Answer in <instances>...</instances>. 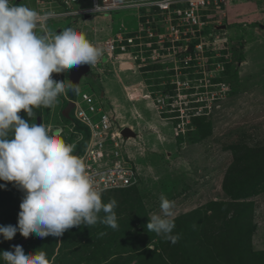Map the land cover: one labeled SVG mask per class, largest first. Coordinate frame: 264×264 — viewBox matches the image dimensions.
<instances>
[{"label": "rangeland", "instance_id": "obj_1", "mask_svg": "<svg viewBox=\"0 0 264 264\" xmlns=\"http://www.w3.org/2000/svg\"><path fill=\"white\" fill-rule=\"evenodd\" d=\"M239 2L200 10L204 30L213 23L225 24V28L212 31L210 37L201 31L199 37L192 39L193 45L197 43L200 48L190 51L180 49L181 44L184 47L188 42L186 39L175 42V46L165 43L163 49L162 39L156 35L135 50L128 46L123 51L120 47L106 51L107 41L117 30H124L122 35L127 38L137 28L138 17L130 11L113 13L106 16V21L100 20L101 15H92L88 21L83 16L50 17L46 21V26L55 32L77 28L102 47L101 60L89 65L88 74L77 83L79 90L95 94L101 108L113 115V129L120 131L121 126H130L137 133L135 139L118 142L131 159L136 178L133 185L148 209L147 220L160 213L161 196L174 201L173 218L180 220L177 242L193 248L198 239L193 236L204 235L199 252H208L202 254L203 258L197 255L198 264H226L229 259L230 264H239L238 253L231 249L234 236L221 234V228L234 225L229 221L226 226L225 222L232 218L233 203L238 202L228 193L238 179L249 181V187L257 186V194L247 199L251 201L249 218L255 225L249 243L255 251L264 250V11L259 5ZM16 3L36 9L34 0ZM222 11L229 17H223ZM248 19L263 24V28L248 25ZM67 74L54 73L53 78L67 79ZM228 76L231 82L227 81ZM229 90L233 91L228 94ZM71 92L60 96L50 109L35 108L30 119L23 110L19 115L29 119V123H37L40 116L43 124L61 128L63 138L70 143L71 124L64 120L71 110L66 103ZM199 116L202 120L194 124V118ZM260 160L263 166L255 171L252 166ZM257 176L263 180L260 184L255 181ZM191 230L193 235L187 236ZM224 230L227 232V228ZM59 244L58 239L56 248L47 256L50 264H63ZM33 248L32 244L24 247L27 252ZM92 250L98 252L97 248ZM109 252L108 264H136V259L126 252ZM249 253L241 257V264H251ZM256 258L259 260L258 255Z\"/></svg>", "mask_w": 264, "mask_h": 264}, {"label": "clouds", "instance_id": "obj_2", "mask_svg": "<svg viewBox=\"0 0 264 264\" xmlns=\"http://www.w3.org/2000/svg\"><path fill=\"white\" fill-rule=\"evenodd\" d=\"M240 1L264 7V0ZM233 2L236 0L228 4ZM52 15L14 0H0V180L13 182L24 193L17 225H0L4 240H11L17 232L26 238L31 234L45 238L61 237L81 225L118 227L114 211L117 201L113 198L103 202L102 190L89 176L84 159L74 154L75 145L63 138V130L29 123L35 108L50 109L68 91H73L70 95L79 92L78 84L60 77L56 80L54 73L83 64L92 67L103 56L102 47L83 31L74 27L58 32L49 29L46 21ZM190 50V45L185 46V51ZM21 110L29 119L19 115ZM174 203L161 196L160 213L152 214L147 223L150 232L172 243L179 240L178 234L173 235ZM13 249L0 251L5 264H50L45 251L27 252L22 245H14Z\"/></svg>", "mask_w": 264, "mask_h": 264}, {"label": "trees", "instance_id": "obj_3", "mask_svg": "<svg viewBox=\"0 0 264 264\" xmlns=\"http://www.w3.org/2000/svg\"><path fill=\"white\" fill-rule=\"evenodd\" d=\"M214 25V23L210 24L205 30L203 28L201 30L202 33L204 31V33L210 37L212 35L211 32L216 30L213 28ZM231 80L232 78L228 76L227 81L231 82ZM232 91L233 90H229L227 93L229 94ZM201 118L200 116L194 118V124H198L196 122ZM64 121L71 124L70 126L67 124L68 129H70V132L73 134V139L69 142L75 145L74 154L78 155L84 149L89 133L88 129L73 120L71 111L68 119ZM66 122L61 121V124L66 125ZM194 129L197 131V127ZM195 131L192 132V136ZM188 137L191 136L189 135ZM251 152L252 151L249 153ZM258 162L252 166L255 171L257 168L261 169L263 166L261 160ZM255 181L257 184H260L263 180L257 176ZM246 184L250 185L249 181H240L239 179L231 184L228 193L231 192V197L238 199V202L233 203L234 214L225 224L228 226L230 223L229 221H231L234 225L233 227L221 228V234L230 238L234 236L231 241V249H233L234 254L238 253L237 257L240 259H238L239 264H241V262L243 263L241 257H244L247 252H250L251 264H255L253 260L256 261V264L259 262L264 264V250L255 251L249 243L255 231V225L252 224L251 218H249L251 201H247V199L257 194L258 189L257 186L249 187ZM0 185H5V187H0V225L6 226L11 224L15 226L17 225L18 218L17 216L15 218L14 214L16 213L18 215L19 213L18 204L21 203L23 194L15 190L13 182L0 180ZM17 195H19V197ZM113 198L117 201V207L114 209L118 223L116 229L102 223H97L90 227L84 225L73 227L67 230L61 237H46L49 240L37 236L33 238L35 234H31V239L29 242L25 243L23 247L26 248L28 245L31 246L32 244L34 248L30 252L45 251L49 257L52 253L51 251L56 248L57 240L59 239L60 244L57 249L59 250L61 247L63 250V254L60 257L61 260H63V264H89L92 261L94 264H108L111 254L109 251L111 249L116 250V252H113L115 254L120 251L126 252L130 256L132 255L131 258L133 257L136 259V264H198L199 259L196 261L195 258L200 255V257L203 258L202 254H207L208 251L203 253L199 252V247L202 246L205 241L204 235H200V232V236H193V239L195 237L198 238L193 242V248H187V246H183L178 242L172 243L170 240L164 239L155 232H150L147 229L148 209L146 210L141 196L137 195L135 185L102 193V200L105 203ZM243 198L244 200L239 201ZM103 215L104 214L101 213V216ZM181 217L182 216H180V218ZM174 222L175 228L173 230V235H176V229L180 226V220H174ZM236 225L239 227L235 229ZM226 228L227 232L224 230ZM193 230H191L187 236L193 235ZM22 238L23 236L19 232H17L11 240H4L2 234H0V251H11L14 244L19 242ZM94 248H97L98 252H96V250L93 251L92 249ZM164 255L166 259H164ZM256 255L259 256V260L256 258ZM230 257L232 258L231 254ZM128 260L130 261V259ZM230 260L231 259L228 261L225 260V263H232V260ZM0 264H5V262L0 259Z\"/></svg>", "mask_w": 264, "mask_h": 264}, {"label": "built area", "instance_id": "obj_4", "mask_svg": "<svg viewBox=\"0 0 264 264\" xmlns=\"http://www.w3.org/2000/svg\"><path fill=\"white\" fill-rule=\"evenodd\" d=\"M230 1L232 0H34V6L36 11L43 14L46 10L53 13L51 17L56 18L92 15L106 17L113 13L130 11L133 16L138 17L137 28L127 38L122 35L124 30H117L105 45L108 52L114 51L116 47L123 51L128 46L135 50V47H142L145 41L148 43V39L154 35L161 37L160 44L163 43V49L167 46L165 43L175 46V42L186 39L188 42H185L184 47L181 44L180 48L185 51L187 45L192 49L200 48L197 43L193 45L192 40L199 37L204 28L199 17L200 9L210 5L219 8L221 4ZM222 15L225 16L224 11ZM66 100L72 104L74 119L88 129L84 149L78 156L84 159L88 174L97 189L105 192L133 185L136 181L135 170L116 140L119 138V131L116 129L118 132H114L113 115L101 108L93 92L80 89L78 93L67 96ZM14 188L24 195L15 185Z\"/></svg>", "mask_w": 264, "mask_h": 264}, {"label": "water", "instance_id": "obj_5", "mask_svg": "<svg viewBox=\"0 0 264 264\" xmlns=\"http://www.w3.org/2000/svg\"><path fill=\"white\" fill-rule=\"evenodd\" d=\"M248 25H252L255 28L258 26L260 29L263 28V24H257V23H249ZM214 29H224L225 28V24H220V25H214L213 27ZM59 30V29H58ZM89 72V65L88 64H83L79 67H75L72 68L70 71H68L67 74V79L72 81L74 84H77L79 82V79L83 76L88 74ZM56 80H60V79H56ZM71 105V104H70ZM37 122H39V117H37ZM119 134L121 135L123 140H127V139H135L137 137V133L133 130V128H131L130 126H125L123 127ZM28 238H31V235L29 237H23L16 245H21L22 243L25 242V240H27Z\"/></svg>", "mask_w": 264, "mask_h": 264}, {"label": "crops", "instance_id": "obj_6", "mask_svg": "<svg viewBox=\"0 0 264 264\" xmlns=\"http://www.w3.org/2000/svg\"><path fill=\"white\" fill-rule=\"evenodd\" d=\"M20 1H21V0H20ZM239 4L241 5V4H243V3H239ZM101 17H102V16H101ZM88 18H89V17H85V18H84V21H88V20H87ZM99 18H100V17H99ZM63 19H64V18H63ZM106 19H107V17H105V16H103L102 18H100L101 21H106ZM108 19H109V18H108ZM58 117H59V116H58ZM50 123H52V122H50Z\"/></svg>", "mask_w": 264, "mask_h": 264}, {"label": "flooded vegetation", "instance_id": "obj_7", "mask_svg": "<svg viewBox=\"0 0 264 264\" xmlns=\"http://www.w3.org/2000/svg\"><path fill=\"white\" fill-rule=\"evenodd\" d=\"M63 79H64V78H63ZM65 105H66V104H65ZM63 106H64V105H63ZM63 109H64V107L61 109V112H59V114H58L59 118H60V116H61V114H62ZM37 117H39V122H37V118H36V122H37V124L42 123V122H41V118H40V116H37Z\"/></svg>", "mask_w": 264, "mask_h": 264}, {"label": "bare ground", "instance_id": "obj_8", "mask_svg": "<svg viewBox=\"0 0 264 264\" xmlns=\"http://www.w3.org/2000/svg\"><path fill=\"white\" fill-rule=\"evenodd\" d=\"M123 65H124V67H126L127 64L125 63V64H123ZM121 127H122V126H121ZM114 132H118V131L115 130ZM115 136H117V135H115ZM121 139H122V137H121V135L119 134V138L117 137L116 140H117V141H118V140L121 141ZM127 158L130 159L129 157H127Z\"/></svg>", "mask_w": 264, "mask_h": 264}]
</instances>
